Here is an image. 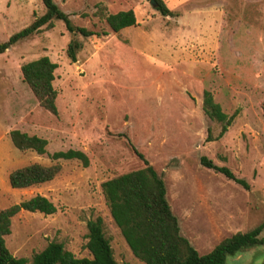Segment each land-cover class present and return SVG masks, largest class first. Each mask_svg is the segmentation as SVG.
Masks as SVG:
<instances>
[{
  "label": "rangeland",
  "instance_id": "rangeland-1",
  "mask_svg": "<svg viewBox=\"0 0 264 264\" xmlns=\"http://www.w3.org/2000/svg\"><path fill=\"white\" fill-rule=\"evenodd\" d=\"M73 25L104 35L81 37L76 60L64 49L62 21L0 53V208L39 194L51 214L20 210L3 236L15 257L30 259L47 242L89 257L86 221L99 216L116 261L142 264L113 225L100 182L142 166L132 144L163 179L179 232L199 254L221 238L264 224V0H162L163 16L146 0H53ZM130 9L135 23L112 32L103 15ZM39 0H0V41L43 13ZM45 55L56 64V114L37 104L19 65ZM211 93L222 122L201 110ZM46 140L45 152L17 150L8 132ZM207 132L209 140H206ZM79 150L88 163L50 158ZM205 155L248 183L244 189L199 164ZM37 162L58 163L49 181L11 188L8 173ZM264 232V230H263ZM264 245L226 257L227 264H259Z\"/></svg>",
  "mask_w": 264,
  "mask_h": 264
},
{
  "label": "trees",
  "instance_id": "trees-1",
  "mask_svg": "<svg viewBox=\"0 0 264 264\" xmlns=\"http://www.w3.org/2000/svg\"><path fill=\"white\" fill-rule=\"evenodd\" d=\"M39 1L44 7L43 13L34 16L27 25L0 41V53L42 27H51L53 20L62 21L65 30L70 34L64 53L71 62L76 60V52L81 47L77 35L89 37L106 34L104 31L97 32L73 25L69 19L70 14L62 11L53 0ZM153 2L154 9L159 14L175 15L162 0H153ZM103 19L112 32L135 23L134 13L130 9L105 13ZM55 66L56 64L45 55L19 65L21 78L37 104L51 114H56V91L51 83ZM201 110L207 119L222 122L217 136L222 134L225 124H229L234 116V112L226 115L207 90L202 92ZM8 137L17 150H33L37 154L45 152L44 138L17 129L10 130ZM206 140H209L208 132ZM129 147L142 162V166L105 179L99 186L113 225L118 229L132 256L142 264H227V256L264 245V224L260 223L246 231H236L221 238L208 252L199 254L179 232L177 219L165 197L163 179L132 144L129 143ZM50 158L76 159L82 166L88 163L85 154L74 149L54 151L50 154ZM199 164L220 173L244 189L248 188V183L243 178L236 177L224 165L214 164L205 155L199 157ZM58 170L59 165L56 162L48 165L32 162L12 169L7 175V182L11 188H26L49 181ZM20 210L51 214L55 211V206L44 196L35 194L18 203L0 208V264H128L113 258L99 216L86 221L85 247L89 257H75L57 241L47 242L41 250L34 252L29 260L25 257H15L6 248L3 236L9 233L10 217ZM259 264H264V258Z\"/></svg>",
  "mask_w": 264,
  "mask_h": 264
},
{
  "label": "water",
  "instance_id": "water-1",
  "mask_svg": "<svg viewBox=\"0 0 264 264\" xmlns=\"http://www.w3.org/2000/svg\"><path fill=\"white\" fill-rule=\"evenodd\" d=\"M148 2H149L151 5L154 4L153 0H149Z\"/></svg>",
  "mask_w": 264,
  "mask_h": 264
}]
</instances>
